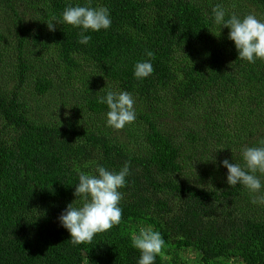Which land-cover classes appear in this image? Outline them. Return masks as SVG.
Segmentation results:
<instances>
[{"label": "trees", "instance_id": "16d2710c", "mask_svg": "<svg viewBox=\"0 0 264 264\" xmlns=\"http://www.w3.org/2000/svg\"><path fill=\"white\" fill-rule=\"evenodd\" d=\"M86 2L0 0V57L11 50L10 81L32 87L30 98L0 76V264H137L141 225L165 240L155 264H264V204L220 164L264 141V60L239 59L213 21L217 4L264 18V0H92L110 9V29L87 45L78 28L49 30ZM146 50L154 72L139 80ZM108 89L136 100L124 129L106 126L97 97ZM125 162L121 223L73 245L57 218L76 199L75 169Z\"/></svg>", "mask_w": 264, "mask_h": 264}, {"label": "clouds", "instance_id": "9594fccd", "mask_svg": "<svg viewBox=\"0 0 264 264\" xmlns=\"http://www.w3.org/2000/svg\"><path fill=\"white\" fill-rule=\"evenodd\" d=\"M213 21L220 29H229L228 39L234 43L239 59L248 63L264 60V18L255 13L244 16L228 13L217 4L213 8ZM53 22L78 28V43L87 45L91 35L86 33L110 29L112 18L107 6L94 7L92 0H87L84 4L69 3L60 17L53 16L47 22L50 31L54 30ZM145 54L149 59L137 61L134 65L133 74L139 80L154 72L151 62L154 53L146 50ZM97 102L106 105V126L114 130L124 129L137 118L136 100L126 90L108 89L97 97ZM241 160L230 162L225 158L220 162L227 169V184L230 187L242 185L251 194V203L264 204V180L261 179L264 176V141L258 146L243 147ZM75 170L78 183H75L73 195L76 199L57 219L69 232L71 243L78 245L91 243L97 234L121 223L123 209L120 205L124 194L120 189L126 186L131 170L128 162L118 171L99 164L93 172L81 171L79 167ZM131 246L140 253L137 264H155L156 258L163 254L165 240L152 226L141 225L131 238Z\"/></svg>", "mask_w": 264, "mask_h": 264}, {"label": "rangeland", "instance_id": "374dc122", "mask_svg": "<svg viewBox=\"0 0 264 264\" xmlns=\"http://www.w3.org/2000/svg\"><path fill=\"white\" fill-rule=\"evenodd\" d=\"M13 54V52L10 50L9 52H7L6 54L3 53V55L0 57L3 62H0V76L2 78H4L5 80L11 82L12 84H17V86L24 88V93L28 96V97H32L31 96V90L32 87L24 85V84H20L18 85V82H12L10 81L12 79V77L15 76V71L13 66L11 65L12 61H13V57H11V55ZM55 97H50L47 99V97L44 99V104L47 105L48 110H50L53 115H56L51 108V103H52V99H54ZM54 105V104H53ZM72 108H68L67 110H71ZM68 112L64 113L67 114ZM1 121V120H0ZM1 123V122H0ZM177 126H179V123H176ZM2 126V124H0V127ZM187 256L192 257L193 254H188ZM228 264V263H227ZM230 264H238L237 262H231Z\"/></svg>", "mask_w": 264, "mask_h": 264}]
</instances>
